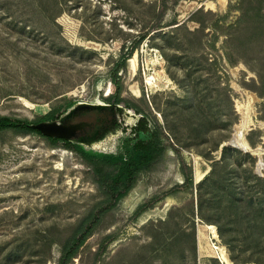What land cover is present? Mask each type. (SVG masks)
Segmentation results:
<instances>
[{
	"label": "rangeland",
	"instance_id": "rangeland-1",
	"mask_svg": "<svg viewBox=\"0 0 264 264\" xmlns=\"http://www.w3.org/2000/svg\"><path fill=\"white\" fill-rule=\"evenodd\" d=\"M119 89L157 148L119 199L108 162L0 132V264H59L84 218L97 226L70 264H223L212 241L229 257L198 200L264 191V0H0L1 115L72 98L64 120L87 136Z\"/></svg>",
	"mask_w": 264,
	"mask_h": 264
},
{
	"label": "trees",
	"instance_id": "trees-1",
	"mask_svg": "<svg viewBox=\"0 0 264 264\" xmlns=\"http://www.w3.org/2000/svg\"><path fill=\"white\" fill-rule=\"evenodd\" d=\"M218 28L222 31L228 29L226 23L218 24ZM106 103L108 105L105 106L109 104L114 106L112 121L96 125L95 130L87 136L81 135L78 138L50 136L35 127L42 122L63 123L67 113L77 105V101L72 98H68L66 102L35 120L0 114V132L14 130L35 133L53 143L63 142L67 148L86 157L108 162L115 170L112 192L117 193L119 199L129 189L134 176L155 159L157 148L147 133L144 118L139 113L132 112L130 106L123 103L120 89L111 94ZM217 165L218 163L215 166ZM198 212L203 221L217 225L219 236L231 249L229 255L235 264H264V191L255 198L249 194L232 195L224 185L217 186L209 197L201 194ZM96 226L97 223L90 224V220L84 218L67 240L56 241L62 248L59 264L73 262ZM235 248L244 253L241 260L237 258Z\"/></svg>",
	"mask_w": 264,
	"mask_h": 264
},
{
	"label": "water",
	"instance_id": "water-1",
	"mask_svg": "<svg viewBox=\"0 0 264 264\" xmlns=\"http://www.w3.org/2000/svg\"><path fill=\"white\" fill-rule=\"evenodd\" d=\"M74 126H75L74 124H69L65 120H64L63 123L42 122V123H39V124L35 125V127L40 129L46 135L60 136V137H64V138H78L76 136H72L73 129L76 128ZM230 143L234 144V145H237L236 142L234 141V138H232L230 140ZM207 225H210V224H207ZM211 225H213V224H211ZM214 226L216 227L217 232H218V227L216 225H214ZM197 238H198V235H197ZM218 238L220 239L219 232H218ZM229 257H230V255H229ZM230 259H231V257H230ZM231 261H232L233 264H235L232 259H231ZM247 264H250V263H247Z\"/></svg>",
	"mask_w": 264,
	"mask_h": 264
},
{
	"label": "bare ground",
	"instance_id": "bare-ground-1",
	"mask_svg": "<svg viewBox=\"0 0 264 264\" xmlns=\"http://www.w3.org/2000/svg\"><path fill=\"white\" fill-rule=\"evenodd\" d=\"M152 76H154V75H152ZM148 80H151V79L149 78ZM237 106L239 107V105H237ZM243 136L244 135L242 134L241 130L238 129L234 141L236 142L237 146H239V147H241L243 149H247L248 150V149H250L249 148V145L247 144V142H246V140L244 139ZM259 152L261 153L262 151H259ZM206 226H207V229L208 228L210 229V231L212 232V234L218 235L217 229H216V227L214 225H211V224L210 225H207L206 224ZM211 232H210V235H211ZM212 243H213L212 244V247H213V249H214L217 257L222 261V263L223 264H233L232 261L228 257V253L226 251V248L224 246H222V245H219L217 243H214L213 241H212Z\"/></svg>",
	"mask_w": 264,
	"mask_h": 264
}]
</instances>
